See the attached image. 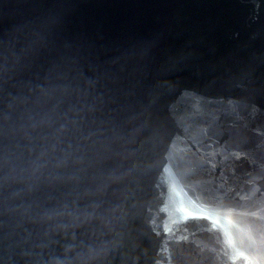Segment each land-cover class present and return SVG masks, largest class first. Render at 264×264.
I'll return each mask as SVG.
<instances>
[{
    "label": "water",
    "instance_id": "95a60500",
    "mask_svg": "<svg viewBox=\"0 0 264 264\" xmlns=\"http://www.w3.org/2000/svg\"><path fill=\"white\" fill-rule=\"evenodd\" d=\"M0 264H264V0H0Z\"/></svg>",
    "mask_w": 264,
    "mask_h": 264
}]
</instances>
